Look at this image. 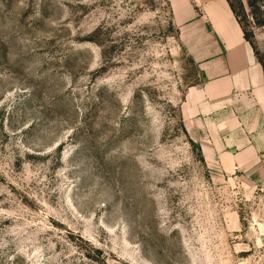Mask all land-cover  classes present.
Returning <instances> with one entry per match:
<instances>
[{
	"label": "rangeland",
	"instance_id": "rangeland-1",
	"mask_svg": "<svg viewBox=\"0 0 264 264\" xmlns=\"http://www.w3.org/2000/svg\"><path fill=\"white\" fill-rule=\"evenodd\" d=\"M221 2L0 0V264H264V0Z\"/></svg>",
	"mask_w": 264,
	"mask_h": 264
},
{
	"label": "crops",
	"instance_id": "crops-1",
	"mask_svg": "<svg viewBox=\"0 0 264 264\" xmlns=\"http://www.w3.org/2000/svg\"><path fill=\"white\" fill-rule=\"evenodd\" d=\"M198 1H199V2H204V1H206V0H198ZM216 1L218 2V4L216 3ZM213 2H214L215 5H216V8H215L216 14H215V15H219L220 12H223V9H222L223 4H222L221 0H213ZM221 14H222V13H221ZM230 28H231V30H232V36H233V35L235 36L236 33H235V31L233 30L232 26H231ZM228 42H229L228 46H230V49L236 47V48L233 50V55L236 56L237 53H240V54H242L243 59H244V58H246V59L249 58V50H248V46H246L245 43L239 41V40L236 39L235 37H234L232 40L228 41ZM228 42H227V43H228ZM235 100H236V99H235Z\"/></svg>",
	"mask_w": 264,
	"mask_h": 264
},
{
	"label": "trees",
	"instance_id": "trees-1",
	"mask_svg": "<svg viewBox=\"0 0 264 264\" xmlns=\"http://www.w3.org/2000/svg\"><path fill=\"white\" fill-rule=\"evenodd\" d=\"M229 6H230V8L232 7V5L229 3Z\"/></svg>",
	"mask_w": 264,
	"mask_h": 264
}]
</instances>
